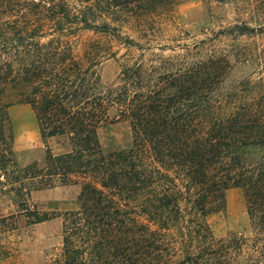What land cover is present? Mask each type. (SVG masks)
<instances>
[{
    "label": "trees",
    "instance_id": "1",
    "mask_svg": "<svg viewBox=\"0 0 264 264\" xmlns=\"http://www.w3.org/2000/svg\"><path fill=\"white\" fill-rule=\"evenodd\" d=\"M188 1L0 0V171L18 205L0 237L24 219L60 217L51 264H264V49L240 42L264 40V0H210L248 18L214 38L156 42L154 25ZM220 38L239 45L227 50ZM110 61L120 72L106 85ZM238 66L253 72L234 80ZM20 105L44 144L65 137L70 150L48 148L43 164L19 167L10 111ZM115 122L129 123L132 145L106 153L98 130ZM68 186L79 188L76 209L31 208L33 192ZM232 189L245 197L248 238H217L210 223ZM0 239L8 263L13 242Z\"/></svg>",
    "mask_w": 264,
    "mask_h": 264
},
{
    "label": "rangeland",
    "instance_id": "2",
    "mask_svg": "<svg viewBox=\"0 0 264 264\" xmlns=\"http://www.w3.org/2000/svg\"><path fill=\"white\" fill-rule=\"evenodd\" d=\"M239 16L248 18L246 13H238L232 5L217 4L210 0H189L177 8L173 17L162 18L155 24L153 31L156 42L160 44L170 46L191 44L196 40L216 37L223 27L235 23ZM250 24L254 28H259L257 22L253 21ZM220 40L222 42L216 44L230 51L236 50L239 45V42L230 39L220 38ZM240 42L248 44L251 49H264V40L259 36L243 38ZM155 53L164 58H172L178 55L184 56L186 52L156 50ZM119 72V66L114 61L104 64L100 69L106 85L115 83ZM250 72H253V68L238 66L234 69L233 79H242ZM10 117L19 167L33 163L43 164L48 148L54 155L65 154L70 150L69 141L65 137L53 138L47 144L43 143L38 121L29 106L13 107ZM98 137L106 153L128 149L132 145V132L127 122H115L101 127L98 130ZM12 189L14 186L6 182L0 171V219L18 215V205ZM78 194L79 188L76 186L36 191L30 196V206L41 214L58 215L77 208ZM23 221L10 228L8 234L0 237L9 236L14 249L13 258L8 263L0 264H51L62 247V218L37 225H29L28 219ZM210 223L217 238L231 235L248 238L251 228L243 192L239 189L228 191L225 213L212 217ZM4 241L0 239V243Z\"/></svg>",
    "mask_w": 264,
    "mask_h": 264
}]
</instances>
